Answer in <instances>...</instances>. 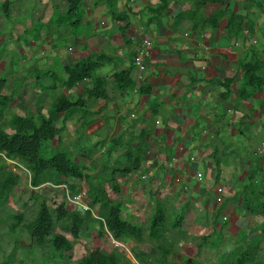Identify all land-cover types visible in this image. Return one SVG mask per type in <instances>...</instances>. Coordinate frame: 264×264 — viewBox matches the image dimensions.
I'll return each instance as SVG.
<instances>
[{"label": "crops", "instance_id": "0c3cea01", "mask_svg": "<svg viewBox=\"0 0 264 264\" xmlns=\"http://www.w3.org/2000/svg\"><path fill=\"white\" fill-rule=\"evenodd\" d=\"M17 3L15 21L0 24V47L7 45L0 73L9 74L5 93L16 95L2 122L8 132L12 116L45 114V104L49 110L51 94L36 83L40 73L61 77L67 64L88 54L110 57L97 72L108 97L82 102L93 84L78 83L67 92L80 101L64 133L79 144L73 157L84 168L78 182L87 192L94 184L88 176L132 168L139 158L137 169L114 176L122 217L141 227L144 241L113 240L110 250L131 264H223L240 248L264 251V152H257L264 141V0H168L161 11V0H116L113 10L86 0L79 29L52 26L40 36L34 26L51 21V8L46 3L44 17L33 18L34 0L12 7ZM146 40L150 56L140 68L133 57ZM243 67H254L260 87L244 92ZM122 70H130L134 86L117 91L114 74Z\"/></svg>", "mask_w": 264, "mask_h": 264}, {"label": "trees", "instance_id": "16d2710c", "mask_svg": "<svg viewBox=\"0 0 264 264\" xmlns=\"http://www.w3.org/2000/svg\"><path fill=\"white\" fill-rule=\"evenodd\" d=\"M16 1L21 0H4L1 3L2 14H0L3 20L11 19L9 10ZM65 1V10L61 13L57 11L56 14L59 15L52 14L48 24L36 22L34 28L38 27L33 32L36 31L37 36H40L43 31L49 34V28L52 26L59 29L60 32L67 28H71L73 31L80 28L86 0ZM115 1L102 0L112 10L115 9ZM194 1L202 4L223 2L224 0ZM161 2L162 6L158 9L160 11L167 7L168 0H161ZM115 14L116 11H113V18H116ZM242 22L241 19L237 21V29L242 26ZM25 33L28 32L25 30ZM236 34H238L237 31ZM4 46L6 49V43ZM135 57L134 55L133 60ZM109 60L110 57L106 53H91L76 63L67 64L61 77L45 72V76L52 77L50 86L41 82L42 79L38 75L36 83L43 91H49L51 94L50 108L45 114L40 113L36 116H12L9 122L11 132L3 127L2 122L16 95L5 93L7 79L0 78V199L5 198L15 188H19L21 192L26 190L21 185L22 177L13 170L14 168L20 169V166L26 169L32 189H39L47 183L54 185L55 191L46 196L32 190L31 198L37 202L40 199V207L35 219L28 224V231L35 245L49 246L52 251H59L62 255H67L69 259L73 243L58 230L68 233L74 239H79L84 233L89 234L88 236L94 233V237L87 238L90 242L86 254L75 260L74 264H131L117 250H110L108 241L110 239L120 242L130 239H134L137 243L144 241L141 227L122 217L121 186L116 183L114 176L117 172L128 173V171L137 169L140 166L139 158H135L132 168L130 166L114 168L111 171L112 174L104 169L99 175L87 177L89 180H94V184L90 185V190L87 192L90 210L81 211L67 208V195L79 192L80 183L78 181H82L86 177L84 168L75 161L73 154L59 149L63 145V135L68 129L67 124L73 118L80 101V99L74 100L69 97L67 92H72L78 83L90 79L93 85L90 89H86L81 101L107 98L106 79L99 76L97 72ZM243 69L245 72L244 92L248 87L255 90L262 85V81H258V76L253 73L254 67L250 69L243 67ZM114 82L117 91H125L134 86L130 70L117 71L114 74ZM59 88L63 89L60 94L57 93ZM88 113L85 112L84 115ZM88 124L85 122L82 125V130H85ZM54 141H57V144L52 155L46 156L47 149L45 147L47 148ZM8 161H14L16 165ZM71 179L73 182H70ZM28 180L26 179V183ZM155 216L150 225L152 240L156 237V228L160 219L159 213H156ZM223 264H264V251H258L257 248L251 246L240 248L233 253L229 261Z\"/></svg>", "mask_w": 264, "mask_h": 264}, {"label": "rangeland", "instance_id": "374dc122", "mask_svg": "<svg viewBox=\"0 0 264 264\" xmlns=\"http://www.w3.org/2000/svg\"><path fill=\"white\" fill-rule=\"evenodd\" d=\"M3 1L4 0H0V8ZM25 3L22 2L20 11H22L26 7ZM46 3L47 0H34V9L32 7L30 9L33 18L44 17L46 11V8L44 6ZM47 4L48 7L51 8V12L53 13V15H59L56 14V12L59 11V13H61L65 10L64 8L66 6V1L51 0ZM18 7L19 3H17L15 8L10 7L9 15H12ZM36 9H39L40 13H36ZM0 13L2 14L1 9ZM1 14L0 24H2ZM11 20L15 21V18ZM10 23L12 22L10 21ZM8 24V20L5 19L4 25L7 26ZM20 32H22L21 27L15 26L12 35H17L18 37L20 35ZM62 36L64 37V35ZM17 37L14 38V40H16ZM31 37L32 35L30 34L28 39H30ZM3 40V35H0V45H2L1 42ZM68 43V39H65L63 45H66ZM3 51H5V46L0 47V53H2ZM9 55L12 56V59L18 58L17 52L13 51V53H9ZM39 61L40 60L37 61V65H39ZM0 68L2 69V66H0ZM6 70L8 71V69ZM8 75L9 74L5 71L4 75L0 73V78L4 77V79L8 80L10 79ZM39 76L41 77V82L43 83L50 84L52 82V77H47L44 73H40ZM16 85L18 86V83ZM57 93L60 94L61 92L57 91ZM46 108H48V105H43L42 110L45 111L44 113L47 112ZM67 131H65V133ZM64 136L66 137L65 141H63V145L60 146L59 149L61 151H68L69 153H72L74 157L77 155V153L80 154L79 144L76 142L70 143L71 133L69 132L67 134H64L63 137ZM55 145L56 141H54L52 144H49L47 148L45 147V149H47L46 156L52 155L53 150L55 149ZM15 172L19 173V175L22 177L21 185H23L26 190L24 192H21L19 191V188H15L5 198L0 199V264H74L75 260L81 258L86 254V251L88 249L87 247L90 242L87 240V238L94 237L95 234L91 233L90 236H88L89 234L84 233L79 239H74L68 233L66 234L61 230H58L59 233L65 235L73 243V250L70 252V259L67 255H62L59 251H52L49 246L40 247L38 245H35L28 231V224L35 219L39 212L40 199L38 202L36 200L34 201V199L31 198V192L33 190L34 192H38L41 195L46 196L51 192H54L55 188L52 185L45 184L39 189H32L29 184V177L26 170L24 168H20L16 169ZM26 179L28 180V183H26ZM67 208L76 210L74 209L75 207L71 206L68 200ZM108 246L110 249H116V245L112 239L108 241Z\"/></svg>", "mask_w": 264, "mask_h": 264}, {"label": "built area", "instance_id": "2783aa9c", "mask_svg": "<svg viewBox=\"0 0 264 264\" xmlns=\"http://www.w3.org/2000/svg\"><path fill=\"white\" fill-rule=\"evenodd\" d=\"M150 46H151V41L146 40L141 47V49L138 51L137 56L134 59V64L137 67H142L143 62L145 58L150 56ZM258 153H263L264 152V141L263 143L258 147L257 149ZM198 176H201L199 173ZM68 201L70 202L71 206L75 207L74 209L76 210H81V211H87L90 210L89 206V201H88V193L84 189H80L79 192H77L74 195H68L67 197Z\"/></svg>", "mask_w": 264, "mask_h": 264}, {"label": "clouds", "instance_id": "9594fccd", "mask_svg": "<svg viewBox=\"0 0 264 264\" xmlns=\"http://www.w3.org/2000/svg\"><path fill=\"white\" fill-rule=\"evenodd\" d=\"M9 163H11V164H13V165H16V162H14V161H9ZM20 168H23L22 166H20ZM17 168H14L13 170L15 171ZM25 169V168H24ZM26 170V169H25ZM47 184H49V185H52L51 183H47ZM54 188H55V186L54 185H52ZM42 187V186H41ZM69 195V194H68ZM68 195H67V197H68ZM68 200V199H67Z\"/></svg>", "mask_w": 264, "mask_h": 264}]
</instances>
